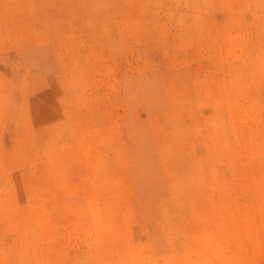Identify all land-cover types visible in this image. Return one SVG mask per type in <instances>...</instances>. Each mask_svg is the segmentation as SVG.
Returning a JSON list of instances; mask_svg holds the SVG:
<instances>
[{
    "label": "rangeland",
    "instance_id": "1",
    "mask_svg": "<svg viewBox=\"0 0 264 264\" xmlns=\"http://www.w3.org/2000/svg\"><path fill=\"white\" fill-rule=\"evenodd\" d=\"M0 264H264V0H0Z\"/></svg>",
    "mask_w": 264,
    "mask_h": 264
}]
</instances>
